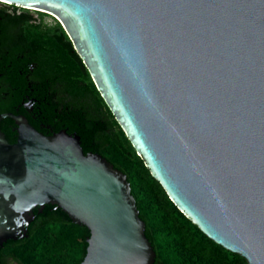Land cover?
I'll list each match as a JSON object with an SVG mask.
<instances>
[{
    "label": "water",
    "instance_id": "obj_1",
    "mask_svg": "<svg viewBox=\"0 0 264 264\" xmlns=\"http://www.w3.org/2000/svg\"><path fill=\"white\" fill-rule=\"evenodd\" d=\"M55 17L97 90L177 208L264 264V0H0ZM0 129V247L34 209L89 230L80 264H154L126 175L65 129L23 115Z\"/></svg>",
    "mask_w": 264,
    "mask_h": 264
},
{
    "label": "trees",
    "instance_id": "obj_2",
    "mask_svg": "<svg viewBox=\"0 0 264 264\" xmlns=\"http://www.w3.org/2000/svg\"><path fill=\"white\" fill-rule=\"evenodd\" d=\"M45 14L0 2V113H15L28 94L35 100L33 109L20 112L36 129L76 133L84 153H99L122 171L145 222L154 264H246L171 201L114 118L60 22L45 23ZM15 125L10 117L0 121L9 142L16 139ZM34 213L27 236L7 240L4 253L20 264H80L87 227L53 204Z\"/></svg>",
    "mask_w": 264,
    "mask_h": 264
},
{
    "label": "flooded vegetation",
    "instance_id": "obj_3",
    "mask_svg": "<svg viewBox=\"0 0 264 264\" xmlns=\"http://www.w3.org/2000/svg\"><path fill=\"white\" fill-rule=\"evenodd\" d=\"M0 76H1V74H0ZM25 77H28L27 75L25 76ZM30 84V83H29ZM1 86V85H0ZM29 97V95L28 94H25L24 96H22V99L17 103V105H16V112L14 113V112H12V113H14V114H16V115H23V116H25L26 118H27V115H26V113L25 114H23V113H21L20 112V110H21V108H23V107H25V108H27L28 109V111L29 112H31V110L33 109V106H34V103H35V100H33L34 98H28ZM27 98H28V100H27ZM12 119V118H11ZM28 119V118H27ZM1 121V120H0ZM29 121V120H28ZM30 123V122H29ZM31 124V123H30ZM32 125V124H31ZM33 126V125H32ZM46 127H48L49 129L47 130V132L48 133H44V134H46V135H49V134H52L54 131H52V129L50 128V126H46ZM15 128H16V125L13 127V129H14V131H16L15 130ZM38 130V129H37ZM39 131V130H38ZM49 131H51L50 133H49ZM41 132V131H40ZM43 133V132H42ZM17 134V133H16ZM44 208V207H43ZM34 218H35V216H34ZM33 218V219H34ZM5 243V242H4ZM3 249H4V244H3V246H1L0 247V264H20V263H18L12 256H9V255H7V254H5L4 253V251H3Z\"/></svg>",
    "mask_w": 264,
    "mask_h": 264
},
{
    "label": "rangeland",
    "instance_id": "obj_4",
    "mask_svg": "<svg viewBox=\"0 0 264 264\" xmlns=\"http://www.w3.org/2000/svg\"><path fill=\"white\" fill-rule=\"evenodd\" d=\"M30 11L33 12L34 10H30ZM43 20H44L45 23L53 24V23H55L56 18L53 17V16L50 15V14H45V15L43 16Z\"/></svg>",
    "mask_w": 264,
    "mask_h": 264
}]
</instances>
